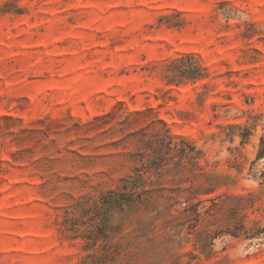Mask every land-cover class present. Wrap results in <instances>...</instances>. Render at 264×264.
Masks as SVG:
<instances>
[{
    "label": "rangeland",
    "instance_id": "obj_1",
    "mask_svg": "<svg viewBox=\"0 0 264 264\" xmlns=\"http://www.w3.org/2000/svg\"><path fill=\"white\" fill-rule=\"evenodd\" d=\"M124 181L132 264H264V0H0V264H77Z\"/></svg>",
    "mask_w": 264,
    "mask_h": 264
},
{
    "label": "trees",
    "instance_id": "obj_2",
    "mask_svg": "<svg viewBox=\"0 0 264 264\" xmlns=\"http://www.w3.org/2000/svg\"><path fill=\"white\" fill-rule=\"evenodd\" d=\"M195 79L194 77H190ZM132 183L124 181L121 188L117 191L108 192L100 196L98 200L89 204L85 201L79 207L80 216H71L66 211L61 222V233L66 238L80 237L84 240L83 250L87 252L77 264H132L134 255L129 250V244L110 243V236L103 232H98V226L102 223L97 221V211L110 207H117L119 210L136 212L144 203L143 199L133 197ZM186 206L180 214L188 213L191 210L190 199H186ZM83 228V230H82ZM80 232L79 234H77ZM73 233V234H71Z\"/></svg>",
    "mask_w": 264,
    "mask_h": 264
}]
</instances>
